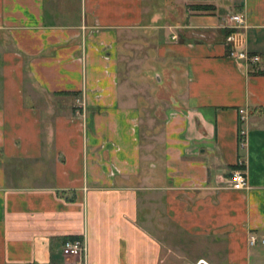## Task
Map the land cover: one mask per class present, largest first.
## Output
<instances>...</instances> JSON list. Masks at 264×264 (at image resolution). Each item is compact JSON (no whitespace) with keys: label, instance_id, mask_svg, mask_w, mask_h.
<instances>
[{"label":"crops","instance_id":"obj_1","mask_svg":"<svg viewBox=\"0 0 264 264\" xmlns=\"http://www.w3.org/2000/svg\"><path fill=\"white\" fill-rule=\"evenodd\" d=\"M262 240L264 0H0V264H264Z\"/></svg>","mask_w":264,"mask_h":264},{"label":"built area","instance_id":"obj_2","mask_svg":"<svg viewBox=\"0 0 264 264\" xmlns=\"http://www.w3.org/2000/svg\"><path fill=\"white\" fill-rule=\"evenodd\" d=\"M229 22L231 27L233 28H243L244 26V19L240 15L230 16ZM229 57L238 61H242L245 64H249V63L253 64L259 61V57L257 55H252L244 51H240V52L230 51ZM75 104L77 109L80 111V114H83V110H84L83 98L76 99ZM238 114L240 116V121L243 123L245 121V118L247 117L245 110H239ZM244 143H245V133L243 131H240L239 132L240 148L244 147ZM227 188L235 192H242L249 190L247 177L244 170V164L242 161H239L236 170L232 172L231 177L228 180ZM257 243L258 242L254 236L249 237L248 244L250 247L256 246ZM260 244L264 245V240L260 241ZM84 252H85L84 244L78 240L66 241L61 248V254L64 257H73V258L81 257L83 256ZM201 263L203 262H199L198 264Z\"/></svg>","mask_w":264,"mask_h":264},{"label":"rangeland","instance_id":"obj_3","mask_svg":"<svg viewBox=\"0 0 264 264\" xmlns=\"http://www.w3.org/2000/svg\"><path fill=\"white\" fill-rule=\"evenodd\" d=\"M209 8V6H206ZM133 49H137V47H133ZM138 51V50H137ZM123 55H126V56H123V61H126V64L122 67L121 69V72H120V76L123 77V78H127L129 76V74L131 73V69L132 67L134 66L135 70L133 71L134 73H138L139 71H142L143 68H137V65H140L143 61L142 60H139V59H136V60H128L127 56H129L130 54H123ZM138 54H136L137 56ZM135 56V55H134ZM122 59V58H121ZM145 61V60H144ZM130 72V73H129ZM158 82L156 81L155 77H152L150 78L149 80H147V85L151 88V91L150 92V98H149V101L151 102V106L154 107L155 106V116L157 114H159V109L158 105H160L159 103L162 102V101H168L169 102V99H168V96L171 94L168 90L166 91V89H160L158 87ZM165 85V84H164ZM166 86H169L166 84ZM162 107H164V103L161 105Z\"/></svg>","mask_w":264,"mask_h":264}]
</instances>
